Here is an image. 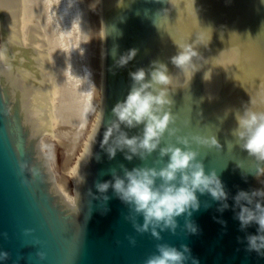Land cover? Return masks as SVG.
Wrapping results in <instances>:
<instances>
[{"label":"water","instance_id":"water-1","mask_svg":"<svg viewBox=\"0 0 264 264\" xmlns=\"http://www.w3.org/2000/svg\"><path fill=\"white\" fill-rule=\"evenodd\" d=\"M132 49L135 57L116 67ZM180 49L190 57L183 69L171 63ZM152 61L170 74L172 126L224 145L194 147L229 205L221 212L224 201L197 192L200 208L188 218L197 232L184 227L185 214L177 235L163 231L161 241L135 232L112 188L106 204L89 194L112 179L109 169L123 175L121 165L158 159V150L146 161L123 151L109 159L101 147L115 134L105 128L129 73ZM246 111L264 113V0H0V254L8 253L0 264H144L165 242L189 247L185 264H264V229H242L236 218L237 193L264 190V162L232 136ZM124 130L142 135V126ZM256 202L264 198L241 203Z\"/></svg>","mask_w":264,"mask_h":264},{"label":"clouds","instance_id":"clouds-1","mask_svg":"<svg viewBox=\"0 0 264 264\" xmlns=\"http://www.w3.org/2000/svg\"><path fill=\"white\" fill-rule=\"evenodd\" d=\"M136 53V49L129 50L115 61V66H126ZM189 60L190 57L180 49L171 58V63L183 69ZM129 75L132 80L131 87L126 97L112 108L113 118L105 128L107 130L110 125L114 126L115 134L104 137L101 147L107 152L109 159L115 158L118 151H123L128 160L138 156L146 161L157 150L158 159L152 165L144 164L131 170L121 165L123 175L115 168L109 169L112 179L97 181V193H92L89 189V194L95 199H102L106 204L111 198L106 193L112 188L114 194L128 205L129 215L125 219L132 223L135 232L140 235L150 233L157 241L163 240V231L177 235V218L185 214L184 227L189 232L196 233L197 227L188 218L193 210L200 208L197 192L208 193L214 200L224 201L219 209L221 212L229 205L228 193L216 169L206 173V156L201 158V152L194 144L218 150H222L224 145L216 136L180 135L181 130L172 126L176 117L172 111L174 101L169 95L170 74L166 64L152 61L148 70L140 68ZM139 126H142V135H129L124 130ZM117 132L119 135H116ZM166 136L175 137V142L165 143ZM232 136L250 157L264 162V113L246 111L243 116H238L237 127L232 130ZM164 158H167L166 163L160 166ZM237 167L242 166L238 164ZM256 196L264 198V190H256L251 194L240 191L234 198L240 207L236 218L242 229L253 222L264 229V205L256 202L254 207L247 206L253 203ZM242 201H247V204H242ZM139 217L143 218V223L139 222ZM127 239L132 246L137 244L136 236L128 235ZM250 248L260 250L252 246L251 239ZM181 249L166 242L157 243L156 252L144 264H185L190 256V249L187 245H182ZM7 256V252L0 254V258ZM37 256L44 260L46 253L40 251ZM193 264H199V261L193 258Z\"/></svg>","mask_w":264,"mask_h":264}]
</instances>
